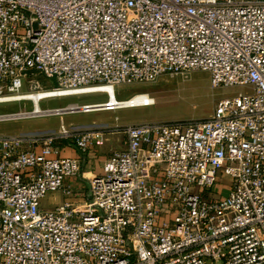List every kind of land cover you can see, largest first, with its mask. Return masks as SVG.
Returning <instances> with one entry per match:
<instances>
[{
  "label": "built area",
  "instance_id": "built-area-1",
  "mask_svg": "<svg viewBox=\"0 0 264 264\" xmlns=\"http://www.w3.org/2000/svg\"><path fill=\"white\" fill-rule=\"evenodd\" d=\"M193 70L252 91L204 119L124 125L81 203L41 206L82 173L60 148L108 131L0 134V264H264V0H0V99Z\"/></svg>",
  "mask_w": 264,
  "mask_h": 264
},
{
  "label": "rangeland",
  "instance_id": "rangeland-1",
  "mask_svg": "<svg viewBox=\"0 0 264 264\" xmlns=\"http://www.w3.org/2000/svg\"><path fill=\"white\" fill-rule=\"evenodd\" d=\"M45 89L56 85L54 78L41 73L30 72ZM26 91V87H23ZM101 93H93V92ZM246 86L211 87L209 74L193 70L186 74H165L154 81L120 83L110 89L106 86L86 88L87 94H75L38 100L44 96L56 95L51 91H40L37 97H20L11 100L0 99V134L21 132L46 133L58 128L63 122L69 127L88 129L103 127L114 136H121L120 129L126 124L153 121L196 120L210 116L216 102L225 96L250 93ZM93 93V94H92ZM32 94V93H29ZM148 95L154 104L114 110H76L78 106H93L107 102L126 101L132 96ZM43 96V95H42ZM105 101V102H104ZM57 110V111H55ZM65 110V111H62ZM210 188V194L220 197L227 194L229 179L222 173ZM53 200L48 193L41 202L43 208H50Z\"/></svg>",
  "mask_w": 264,
  "mask_h": 264
},
{
  "label": "crops",
  "instance_id": "crops-1",
  "mask_svg": "<svg viewBox=\"0 0 264 264\" xmlns=\"http://www.w3.org/2000/svg\"><path fill=\"white\" fill-rule=\"evenodd\" d=\"M114 134L115 133L112 131L107 132V140L102 146L92 147L84 154H80L74 147L62 146L60 148V154L63 156H82V173L74 177L65 178L64 183L69 184L72 188L73 193L71 195L64 196L61 191L50 193L53 200L52 207L64 200L73 203H81L89 197V178L95 174L101 173L102 162L110 152L123 147L122 135L114 136Z\"/></svg>",
  "mask_w": 264,
  "mask_h": 264
},
{
  "label": "bare ground",
  "instance_id": "bare-ground-1",
  "mask_svg": "<svg viewBox=\"0 0 264 264\" xmlns=\"http://www.w3.org/2000/svg\"><path fill=\"white\" fill-rule=\"evenodd\" d=\"M97 86H106L109 87L110 89H114L113 87H111L110 85H106V84H95V85H90V86H86L82 88V92L86 89V88H97ZM47 91H51L52 90H47ZM102 91L99 92H93V93H101ZM73 93H76V91L73 90H69L63 94H67V95H74ZM92 93V94H93ZM56 94V93H54ZM83 94H87V93H83ZM26 98L29 97H37L38 95H33L26 93L23 94ZM21 94L18 95H14L13 97H10L8 99H4V100H11L13 98H17L20 97ZM154 104V101L148 97V95H136V96H132V98L126 100V101H115V102H107V103H102V104H98V105H93V106H84L82 107V110L84 111H93V110H114V109H119V108H133V107H139V106H148ZM109 105V106H107Z\"/></svg>",
  "mask_w": 264,
  "mask_h": 264
},
{
  "label": "water",
  "instance_id": "water-1",
  "mask_svg": "<svg viewBox=\"0 0 264 264\" xmlns=\"http://www.w3.org/2000/svg\"><path fill=\"white\" fill-rule=\"evenodd\" d=\"M76 110H82L81 106L77 107ZM65 111V110H64Z\"/></svg>",
  "mask_w": 264,
  "mask_h": 264
}]
</instances>
